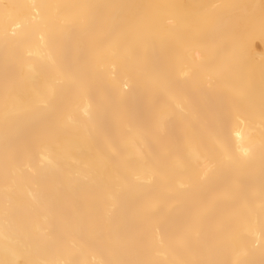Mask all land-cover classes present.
Returning <instances> with one entry per match:
<instances>
[{
    "label": "bare ground",
    "instance_id": "1",
    "mask_svg": "<svg viewBox=\"0 0 264 264\" xmlns=\"http://www.w3.org/2000/svg\"><path fill=\"white\" fill-rule=\"evenodd\" d=\"M0 264H264V0H0Z\"/></svg>",
    "mask_w": 264,
    "mask_h": 264
}]
</instances>
